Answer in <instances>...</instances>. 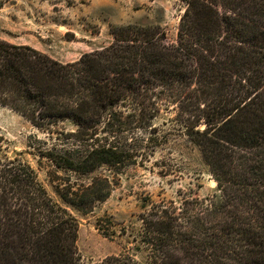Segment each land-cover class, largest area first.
I'll return each instance as SVG.
<instances>
[{"label":"trees","instance_id":"obj_1","mask_svg":"<svg viewBox=\"0 0 264 264\" xmlns=\"http://www.w3.org/2000/svg\"><path fill=\"white\" fill-rule=\"evenodd\" d=\"M181 1L172 44L159 25L121 26L110 46L62 63L0 39V106L55 140L41 158L80 177L120 175L171 135L184 138L216 191L145 211L148 264H264V0ZM161 112L174 115L163 143L154 125ZM65 123L75 129L59 128ZM115 183L96 177L58 192L88 213ZM78 232L77 219L0 142V264H82Z\"/></svg>","mask_w":264,"mask_h":264},{"label":"rangeland","instance_id":"obj_2","mask_svg":"<svg viewBox=\"0 0 264 264\" xmlns=\"http://www.w3.org/2000/svg\"><path fill=\"white\" fill-rule=\"evenodd\" d=\"M181 0H0V39L26 45L62 63H72L85 54L110 46L115 28L129 25L157 26L167 43L177 39L185 12ZM174 115L161 112L154 122L160 143L169 136ZM73 131L70 123L59 126ZM40 141V142H38ZM0 142L10 159L27 163L51 198L78 221L77 247L82 264H97L109 257L131 256L148 264L140 243L141 216L152 204L181 203L182 196L206 198L217 183L199 151L177 134L160 146L147 161L120 175L102 169L89 176L57 169L39 151L55 140L25 118L0 106ZM47 142L48 145H42ZM115 179L111 196L83 213L67 206L58 189L89 186L96 177Z\"/></svg>","mask_w":264,"mask_h":264}]
</instances>
